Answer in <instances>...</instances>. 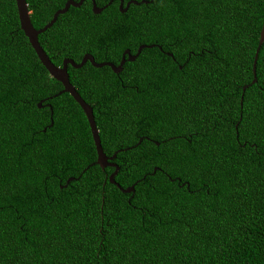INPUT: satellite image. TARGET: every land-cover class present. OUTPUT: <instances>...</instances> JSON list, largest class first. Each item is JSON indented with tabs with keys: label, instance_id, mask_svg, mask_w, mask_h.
I'll return each instance as SVG.
<instances>
[{
	"label": "trees",
	"instance_id": "16d2710c",
	"mask_svg": "<svg viewBox=\"0 0 264 264\" xmlns=\"http://www.w3.org/2000/svg\"><path fill=\"white\" fill-rule=\"evenodd\" d=\"M25 1L41 29L67 0ZM133 1L94 14L84 0L38 35L55 65L83 54L118 65L144 46L119 73L68 66L103 152H116L114 181L134 185L123 193L115 168L95 164L86 117L57 95L15 0H0V264H264V75L247 87L264 0Z\"/></svg>",
	"mask_w": 264,
	"mask_h": 264
},
{
	"label": "water",
	"instance_id": "95a60500",
	"mask_svg": "<svg viewBox=\"0 0 264 264\" xmlns=\"http://www.w3.org/2000/svg\"><path fill=\"white\" fill-rule=\"evenodd\" d=\"M90 1H91V10L94 14H99L102 9L106 8L105 6H103L102 8H99L96 6L94 0H90ZM119 1H120L119 9L121 12H125L130 4H134V5L138 4V2L131 0V1H128L125 4V7L123 8L122 7L123 0H119ZM110 2H111V0H110ZM82 3H83V0H79L78 2H75L73 0H67L64 4L63 8L60 10H57L53 14L52 19L50 20L49 23L44 25L41 29H35L31 23V20H30V12L28 10V6H27L26 1L25 0H15V5H16L20 29L24 33L25 37L28 39L30 46L34 50V52H35L36 56L38 57L40 63L43 65V67L48 72L49 76L61 83L62 89L58 92L57 95L62 94V93H68L74 99V101L79 105V107L81 108V110L83 111V113L86 117V120H87L88 125H89V129L91 131L95 150H96L95 164L99 165L101 169H104L105 167L115 168V170L108 176L109 181L111 183L115 184L117 187H119L123 193L133 192L134 191V185L129 186L125 189H122L114 181V176L117 174L118 166L115 163L111 162V160L115 158L116 152L114 154H112V156H107L103 152L104 161H103V163L100 162V155H101L100 149L102 148V146H101V141L98 142V140H97V136H96V132H95L96 124H95V126L93 124L94 116L92 113V108L90 107V105H88L81 98V96L75 90L74 86L69 82V75H68V71H67L68 65L75 68V69H78V68H81L86 62H88L96 68L108 66L109 68H111V70L114 73H119L121 71L122 66L125 63V61L126 60L132 61L131 60L132 57L127 55L126 54L127 50H125L122 54L121 60L118 63V65H114L110 62L96 63L94 61V58L90 54H85L79 63H75L72 59L65 58L62 60L61 66H56L55 64L52 63V61L49 59V57L47 56V54L45 53V51L43 50V48L40 46V44L38 42V35L43 33L44 31H46L48 28H50L52 26V24L56 21L58 15L65 13L68 10V8L71 6L72 7H80ZM142 3H146V1H142ZM262 26H264V22H263ZM261 29H262V27H261ZM143 47H144L143 45L139 46L136 53L138 51L140 53V51ZM135 54H133V55H135ZM125 56H127V57H125ZM253 83H255V82H253ZM245 88H246V86H243V91L245 90ZM42 101L43 100H41L40 102L37 103L38 108L42 107ZM88 113H89V116H88ZM92 124H93V127H92ZM96 141H97V143H96ZM97 144H98V146H97ZM102 159H103V157H102ZM72 179L73 178H68L66 183H68Z\"/></svg>",
	"mask_w": 264,
	"mask_h": 264
},
{
	"label": "snow or ice",
	"instance_id": "6c2138e0",
	"mask_svg": "<svg viewBox=\"0 0 264 264\" xmlns=\"http://www.w3.org/2000/svg\"><path fill=\"white\" fill-rule=\"evenodd\" d=\"M84 2V0H83ZM112 2V0H111ZM110 0H108V4L105 5V7H108L110 4H111ZM103 11V9L101 10ZM264 48V26H262V29L257 37V46L255 47V49L253 50V56H252V64H251V68H250V71H251V75H252V81L249 82L247 84V87H250L251 86V83L255 82V83H258L259 82V79H260V76L261 75H264V56H262V53H261V49ZM142 51V49H141ZM127 55H129L131 58V60L133 62H135L137 60V58L139 57L140 53L139 51L133 55L129 50H127ZM198 56V53L195 49H190L188 54L185 55L184 57V60L181 62V70H183L184 67H186L189 62L192 60L193 57H196ZM173 60L175 61L176 57L173 56L172 57ZM138 69L144 73H149L150 72V67L149 68H144L142 66H138ZM246 90V88H245ZM239 103V109H240V114H239V120L240 121H243L244 120V112H243V98L241 97L240 101L238 102ZM86 111V110H85ZM88 116H89V113H88ZM59 114L56 113L55 110H53L52 114H51V119L49 121V126L51 127H55L56 126V122L57 120L59 119ZM93 124L95 126V121L93 119ZM93 124H92V127H93ZM44 131H47V127L44 129ZM95 132H96V136H97V140L98 142L100 141V132H99V129H97L95 127ZM239 136V125H237V137ZM173 139H175V137H173ZM167 139L165 140V143H167ZM190 142V141H189ZM97 143V141H96ZM98 146V144H97ZM100 162L103 163L104 161V156H103V149L101 148L100 149ZM103 157V159H102ZM91 166V165H89ZM88 170V166H86L79 174H78V177L79 176H83L84 172H87ZM161 171H164L163 169H160ZM117 171H119V169H117ZM167 175V173H165ZM154 175V173H153ZM139 182V181H138ZM145 195H147V193H145Z\"/></svg>",
	"mask_w": 264,
	"mask_h": 264
},
{
	"label": "flooded vegetation",
	"instance_id": "af4514ba",
	"mask_svg": "<svg viewBox=\"0 0 264 264\" xmlns=\"http://www.w3.org/2000/svg\"><path fill=\"white\" fill-rule=\"evenodd\" d=\"M122 54H123V53H122ZM122 54H121V57H122ZM84 55H85V54H83V56H84ZM83 56H82V57H83ZM82 57H81V59H82ZM125 57H126V56H125ZM64 59H65V58H64ZM81 59H80V61H81ZM62 60H63V59H62ZM120 60H121V59H120ZM86 63H88V62H86ZM86 63H85V64H86ZM61 64H62V62H61ZM61 64H60V65H57V66H61ZM85 64H84V65H85ZM68 66H69V65H68ZM68 66H67V71H68ZM68 75H69V74H68ZM107 81L109 82V80H107ZM57 82H58V81H57ZM69 82H77V81H76L75 79H72V80H71V79L69 78Z\"/></svg>",
	"mask_w": 264,
	"mask_h": 264
},
{
	"label": "clouds",
	"instance_id": "9594fccd",
	"mask_svg": "<svg viewBox=\"0 0 264 264\" xmlns=\"http://www.w3.org/2000/svg\"><path fill=\"white\" fill-rule=\"evenodd\" d=\"M57 66V65H56Z\"/></svg>",
	"mask_w": 264,
	"mask_h": 264
}]
</instances>
